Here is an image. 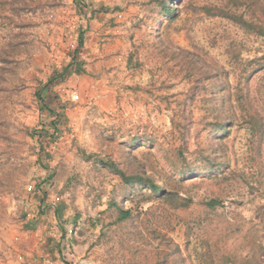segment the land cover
Instances as JSON below:
<instances>
[{
  "label": "rangeland",
  "instance_id": "rangeland-1",
  "mask_svg": "<svg viewBox=\"0 0 264 264\" xmlns=\"http://www.w3.org/2000/svg\"><path fill=\"white\" fill-rule=\"evenodd\" d=\"M158 1L0 0V264H264V139L227 98L264 37Z\"/></svg>",
  "mask_w": 264,
  "mask_h": 264
},
{
  "label": "trees",
  "instance_id": "trees-1",
  "mask_svg": "<svg viewBox=\"0 0 264 264\" xmlns=\"http://www.w3.org/2000/svg\"><path fill=\"white\" fill-rule=\"evenodd\" d=\"M157 3L160 4L166 12L170 13V8L166 5L165 0H159ZM223 16L234 22L244 32L264 37V0H233L229 11L224 12ZM82 44L83 33L79 32L75 51L81 47ZM4 62L6 64L10 63V61ZM67 67L73 68V72L76 74H80L84 70L81 68V62L77 63L76 58L72 59L71 63ZM213 76L216 77L217 73H213ZM256 76H258L256 79H261V83L264 82V51H261L246 61V64L237 74L235 86H230L228 88L227 98L229 100L236 101L240 109L243 110V118H245L252 134H254L256 138L264 139V113L261 112V109L264 107L261 104L264 98V85L261 83L258 86L255 85L257 82L254 80V83L253 79ZM4 88L7 90L5 86ZM49 112L53 113L52 111ZM171 122L173 123V118L171 119ZM50 124L52 127L55 125V123ZM219 128H222L223 132L225 131L224 126L220 124L216 126V129ZM261 152L260 147H257L256 156H259ZM100 163L118 175L124 184L136 183L137 185L147 187L157 198H164L167 195L164 188L153 180L151 176L127 173L125 170L118 167L112 160L101 159ZM23 178L24 175L20 174L17 177V182L21 183ZM141 196H145V198L150 197L144 194H141ZM42 202H44V200H42ZM219 202V199L211 198L205 204L210 208H214ZM53 212L57 220H60L62 217V209L57 205H53ZM118 212L119 218L121 219L127 218L131 215V211L129 209L118 208ZM207 254L209 255V263L214 264L213 257L209 253Z\"/></svg>",
  "mask_w": 264,
  "mask_h": 264
},
{
  "label": "built area",
  "instance_id": "built-area-1",
  "mask_svg": "<svg viewBox=\"0 0 264 264\" xmlns=\"http://www.w3.org/2000/svg\"><path fill=\"white\" fill-rule=\"evenodd\" d=\"M75 97H77V95L75 96ZM32 188H33V186L32 185H28V187H27V190L28 191H31L32 190ZM57 199V198H56ZM55 200V199H54Z\"/></svg>",
  "mask_w": 264,
  "mask_h": 264
}]
</instances>
